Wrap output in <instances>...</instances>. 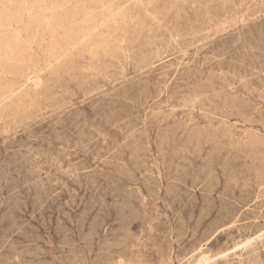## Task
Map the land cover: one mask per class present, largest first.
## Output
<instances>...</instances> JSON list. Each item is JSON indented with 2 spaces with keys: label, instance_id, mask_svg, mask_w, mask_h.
I'll return each instance as SVG.
<instances>
[{
  "label": "rangeland",
  "instance_id": "374dc122",
  "mask_svg": "<svg viewBox=\"0 0 264 264\" xmlns=\"http://www.w3.org/2000/svg\"><path fill=\"white\" fill-rule=\"evenodd\" d=\"M27 1L0 0V264H264V0Z\"/></svg>",
  "mask_w": 264,
  "mask_h": 264
},
{
  "label": "bare ground",
  "instance_id": "6f19581e",
  "mask_svg": "<svg viewBox=\"0 0 264 264\" xmlns=\"http://www.w3.org/2000/svg\"><path fill=\"white\" fill-rule=\"evenodd\" d=\"M26 1H27V0H26ZM62 1H63V0H62ZM64 1H65V0H64ZM27 2H28V1H27ZM59 2H60V1H59ZM34 3H35V2H34ZM60 3H61V2H60ZM56 4H57V3H56ZM24 5H25V4H24ZM43 5H44V4H43ZM49 5H50V2H49ZM51 5H53V4H51ZM51 5H50V6H51ZM54 5H55V4H54ZM61 5H62V4H61ZM33 6H34V5H33ZM35 6H36V5H35ZM59 6H60V5H59ZM29 8H30V7H29ZM114 8H115V7H114ZM52 9H53V8H52ZM13 11H14V10H13ZM113 13H114V12H113ZM34 15H35V14H34ZM108 15H109V14H108ZM10 17H11V16H10ZM45 17H47V16H45ZM108 17H110V16H108ZM4 18H5V17H4ZM0 19H1V18H0ZM102 19H103V18H102ZM21 20H22V19H21ZM43 20H44V19H43ZM107 20H108V19H107ZM18 21H19V20H18ZM8 27H9V26H8ZM92 27H93V26H92ZM95 27H97V26H95ZM93 28H94V27H93ZM93 31H94V30H93ZM90 32H91V31H90ZM85 33H87V32H85ZM16 36H17V35H16ZM75 36H76V35H75ZM85 36H86V35H85ZM80 38H81V37H80ZM85 38H86V37H85ZM85 38H84V39H85ZM0 40H1V39H0ZM79 40H80V39H79ZM82 40H83V39H82ZM8 41H9V40H8ZM79 42H80V41H79ZM7 43H8V42H7ZM7 43H6V44H7ZM20 43H21V42H20ZM80 43H81V42H80ZM77 44H78V43H77ZM21 48H22V47H21ZM29 48H30V47H29ZM31 48H32V47H31ZM16 51H17V50H16ZM18 51H20V50H18ZM7 52H8V51H7ZM4 53H5V52H4ZM15 54H16V53H15ZM15 54H14V55H15ZM18 56H19V55H18ZM12 58H13V57H12ZM0 60H1V59H0ZM13 60H14V59H13ZM4 61H5V60H4ZM54 61H55V60H54ZM19 62H20V61H19ZM50 64H51V63H50ZM15 65H16V64H15ZM47 65H48V64H47ZM44 67H45V66H44ZM2 68H3V67H2ZM15 68H16V67H15ZM9 70H10V69H9ZM11 71H12V70H11ZM11 71H10V72H11ZM23 71H24V70H23ZM11 73H12V72H11ZM16 73H18V72H16ZM24 73H25V72H24ZM24 73H23V74H24ZM23 74H22V75H23ZM8 75H9V74H8ZM10 75H11V74H10ZM24 79H25V77H24ZM27 79H28V78H27ZM10 82H11V81H10ZM29 82H30V83H33V84L36 83V78H35V77H30V78H29ZM12 83H13V82H12ZM15 83H16V82H15ZM16 84H18V83H16ZM15 86H16V85H15ZM19 88H20V87H19ZM11 89H12V88H11ZM13 92H14V91H13ZM6 94H7V93H6Z\"/></svg>",
  "mask_w": 264,
  "mask_h": 264
}]
</instances>
